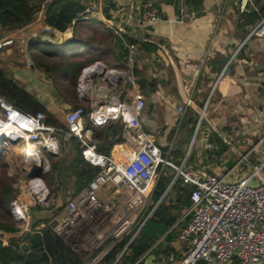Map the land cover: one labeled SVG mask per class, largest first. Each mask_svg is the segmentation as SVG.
<instances>
[{"label": "built area", "instance_id": "2783aa9c", "mask_svg": "<svg viewBox=\"0 0 264 264\" xmlns=\"http://www.w3.org/2000/svg\"><path fill=\"white\" fill-rule=\"evenodd\" d=\"M228 1L225 0L217 17L214 32L223 21ZM112 3L115 19L108 21L109 28L115 41L124 42L127 52L125 68H108L104 62L96 61L82 69L76 86L81 105L66 113V128L48 125L47 115L43 112L29 114L0 99V110L3 112H0L1 121L11 120L12 113H15L33 127L30 131L24 129L20 138L0 136V143L25 141L34 148V155H25L26 165L22 176L13 185L19 195L10 208V215L19 231L13 239L20 240L26 232L36 235L33 233L31 212L35 207H44L49 203L50 191L42 175L52 170L50 158L60 155L62 143L60 145L57 137L62 136L79 141L84 160L97 171L86 187L66 203L65 215L56 218L57 224L52 229L65 243H69L66 244L73 253L86 255L88 264H99L125 238H131L130 244L135 241L141 228L154 214L157 205L151 209L154 205L153 194L161 176L167 174V169H172L175 180H182L184 187L191 191L192 205L186 217L191 215L192 219L184 227L179 222L172 227V230L179 232V242L186 246L180 264H232L236 258L241 264H264V160L253 165L248 179L236 183L227 182L224 177L205 168L189 167L192 146L181 165L171 161L178 131L184 123L187 109L194 104L195 88L200 74L207 67L212 47L194 66L193 74L182 80L185 103L177 108L173 137L165 146L157 145L155 136L145 129V101L142 94L136 91L134 71L140 47L135 37L127 32L133 14H129L123 23H118L116 18L123 14V8L118 0H112ZM131 3L143 7L139 23L155 25L162 20L155 0H131ZM251 5L252 0H241L238 10L241 14H249L252 12ZM86 13L98 20H105L98 5L88 7ZM263 35L264 19L252 28L247 40L237 47L219 75L217 84L232 73L233 62L245 43L254 36ZM13 42H0V50ZM160 50H163L162 47L158 52ZM152 59H157L161 64L158 53ZM152 59L147 61L151 62ZM28 65H32L31 61H28ZM129 98L133 101L132 107L126 103ZM208 106L209 102L205 103L200 111L196 132L204 121ZM3 115L6 120L1 118ZM87 119L99 128L111 123L119 124L122 141L114 145L110 155L98 152L93 133L86 126ZM263 143L264 138L258 145ZM212 147L207 142L206 149ZM254 153L255 147L247 151L237 165L245 166ZM34 170H41V173L31 177ZM255 179L259 182L254 183ZM28 197L30 202L26 200ZM8 242L4 238L6 246ZM174 259L175 254L171 253L168 261L173 263Z\"/></svg>", "mask_w": 264, "mask_h": 264}, {"label": "crops", "instance_id": "0c3cea01", "mask_svg": "<svg viewBox=\"0 0 264 264\" xmlns=\"http://www.w3.org/2000/svg\"><path fill=\"white\" fill-rule=\"evenodd\" d=\"M73 1L85 9L84 16H87L86 10L88 7L98 5L105 19L99 20L103 25L105 23L109 27L108 21L115 19L112 14L114 10L112 0ZM118 1L122 5L123 14L116 18L117 22L123 23L127 16L132 13L133 21L127 27V32L135 37L140 45L151 43L159 49L162 47L171 61L169 66L161 65L157 59H152L154 54L145 53L140 48L138 63H136L134 71V76L137 79V89H141L140 85L143 81L149 85L153 82L159 83L155 93L149 94L148 90L144 92L142 89L138 90V92L136 89L138 93L142 94L145 101L143 120L146 123V131L155 136L156 143L158 142L157 137H160L162 147L170 141L177 120V108L185 103L182 96V80L193 74L194 66L205 51L212 47L207 67L200 74L195 88L194 104L187 109L180 140L178 144L177 142L175 144L171 154V161L175 165H181L186 156V154L184 155V141L188 137H192L189 149L191 146L193 149L198 143L195 164L197 168H205L214 172L230 183L248 179L252 174L253 165L264 157V143L258 145L260 140L264 138V35L254 36L245 43L233 62L232 73L217 84V79L225 65L237 47L247 40L254 27L246 23L244 14H241L238 10L241 0L228 1L223 21L216 32H214V27L225 0H155L162 19L155 25L138 22L143 10L141 5L134 6L131 0ZM255 1L252 0V11H257L259 8L255 6ZM261 1L263 4L264 0ZM62 7L57 10V13L65 9ZM48 8V6L44 7L42 11L37 13L33 23L24 28L9 29L7 27L0 30V42L14 41L12 45L0 50V71H3V68L6 67L9 70L12 69V72L19 73L18 77H20L18 79L15 75L16 81H14L4 73L2 79L8 80L9 78V80H13L14 83L19 84L18 86L28 93L29 89L25 87V81L21 80V77L28 80L26 82L27 86L32 82L31 72L18 59L19 55L13 58L14 46L18 48L23 44H28L31 50L39 48L49 34L55 39L57 34L61 35V43L57 44L58 46L67 42L64 34L47 20ZM109 31L112 32L110 28ZM112 35H114L113 32ZM115 43L117 56L120 59L119 63L125 65L127 52L124 42L118 40ZM117 47L121 51H118ZM148 59H152V61L148 62ZM140 62L147 66L148 69L143 68ZM19 63L21 66H19ZM18 66L21 69L18 70ZM165 78L166 80H164ZM0 98L10 103L13 101L12 96L4 95L3 92H0ZM36 98L40 102L44 99L41 102L42 105L48 110L51 109L50 101H46L48 100L46 96L42 95V100L40 97ZM147 98L151 100L152 110L150 112ZM152 99H154V102ZM207 102H209L207 109L208 118L203 123L207 128L206 130L204 128L201 133L200 131L196 132L197 124L195 122L202 107ZM126 103L130 107L133 106V101L130 98L126 100ZM189 113H192L191 117H193L191 122L187 120ZM148 129L153 130L154 133L151 130L148 131ZM205 131L209 133L208 143L213 146L210 149H206L207 165H204L201 150V141L204 138ZM199 135L201 136L198 140ZM158 145L160 144L158 143ZM254 147L256 153L248 159V163L245 166H238L237 163L240 158ZM189 149L187 150L189 151ZM177 151L181 152V158H178L177 154H175ZM253 182L258 183L259 180L255 179ZM70 183L71 187L65 188V185L57 181L54 187L57 188V192H55L56 203H53L55 205L54 208L43 207L40 211L35 210L36 207L32 209L33 228L35 224H38L36 229L34 228L35 231L33 233L42 236V231L47 227V222H50L51 225L56 218L65 215V205L75 189V180H70ZM172 198H175V196L172 195ZM26 200L31 201L30 197ZM59 207L62 210L61 215L57 214ZM185 221L186 214L182 215L179 220L181 227L187 225ZM1 234L5 240H11L18 235L6 231H2ZM166 243V240L162 238L156 242L155 246L158 244L165 245ZM171 246L174 249L172 253L175 254L173 263L170 260L168 261L170 254H163L159 258L153 256V263L180 264L181 259L185 255L186 246L179 242L178 238L172 241ZM130 254L129 252L128 255ZM78 256L83 262L82 257ZM40 262L34 264H39ZM50 263L55 264L53 262Z\"/></svg>", "mask_w": 264, "mask_h": 264}, {"label": "trees", "instance_id": "16d2710c", "mask_svg": "<svg viewBox=\"0 0 264 264\" xmlns=\"http://www.w3.org/2000/svg\"><path fill=\"white\" fill-rule=\"evenodd\" d=\"M255 4V6L259 7L257 11H252L249 14L243 15L246 23L252 26H255L262 19H264V3L262 4V1L260 2V0H256ZM47 6L49 7L47 20L53 24L55 28L62 32L67 40L66 43L60 46L65 45L67 48L65 51L69 55L85 57L83 61L79 62H56L52 66L55 71L57 68H66L64 71L70 74L73 82H77L82 69L96 61H106L109 63L120 61L115 50L116 43L112 32H108V30L105 29L101 30V28L97 29L100 34L103 35V38L101 39H96V34L88 35L87 38L77 36L76 25L90 19H87V17L83 15L85 9L73 0H64V3L63 0H0V30L7 27L9 29L24 28L32 24L37 13L42 11L44 7L46 8ZM61 6L65 9L57 13V10L61 8ZM92 21L97 24H102L96 18H92ZM135 42L145 53H158L159 48L154 44L145 43L140 45L138 41ZM53 47H56V45H53ZM65 51L61 54L59 52L56 53L55 51V53L52 52L50 54L55 55L59 53L60 55L66 56L67 53H65ZM90 54H93V56L88 57ZM45 66L49 67L47 64H45ZM2 77L3 74L0 72V83L8 84V86L3 87L4 95H10L13 97L11 104L26 113L32 114L28 112L30 107L26 105V101H30L29 99L33 97L32 99L40 107V110L34 111L33 115L39 112L45 113L47 115L46 123L48 124L49 116L46 113L47 109L42 105V103L35 96H32L27 91L20 88L13 82V80H3ZM164 80H166V78ZM140 86L144 92L148 90L149 94H151L156 92L159 83L153 82L149 85L143 81ZM141 89L138 88L137 91ZM5 101L8 102L7 100ZM87 110L89 109L87 108ZM191 116L192 113H189V117L187 118L189 122L193 119ZM197 122L198 119L195 123L197 124ZM86 126L92 131L98 152L102 154L110 155L114 145L117 142L122 141V138L120 137L121 128L118 123H111L105 127L99 128L92 125L87 119ZM200 129L199 131H201ZM65 141L70 142L73 146L71 158L64 159L63 157V160H54L52 162L51 172L43 174L42 177L47 187L48 184L45 178L49 182L48 189L50 187L52 189H49L50 195H55V192H57V188H54L57 181L64 185L68 181L74 179L75 189L74 193L68 199V201H70L94 178V174L97 169L90 166L84 160L83 150L79 141L74 138H66ZM64 150L66 151L65 143L61 145L62 153ZM175 154H177L178 158L182 157L181 152L179 151ZM172 172L173 173L171 174L167 173L166 175L161 176L159 179L153 194L152 200L154 205L151 209H153L156 205L157 207L154 214L142 228L138 237L134 242H132L129 249L126 250L131 242V238H125L121 242L117 243L107 257L99 264H145L146 259L149 256L159 258L163 254L168 255L173 252L174 249L171 244L172 241L178 238L179 232L177 229L172 230V227L179 222L182 215L188 213L192 202L190 197L191 191L184 187L183 182L180 179L175 181L169 193L165 196V198H163L167 189L174 180L175 172L173 170ZM14 179L7 175L6 168L2 163H0V262L2 264H12L14 262L26 264L18 255L16 249L5 245L4 237L1 234L2 231L14 234L19 232L17 227L6 225L8 221L7 217L4 216L6 212L10 214L11 204L19 196L18 192H16L12 186L13 182L16 181V179ZM172 193H175V198H172ZM41 208L43 207L37 206L35 210L40 211ZM191 219L192 216L188 215L186 217L185 224ZM46 226L47 227L42 231V238L48 257L39 264H51L50 262L55 264H81V258L77 254L73 253L64 240L53 232L50 227V222H47ZM36 227L37 226H34L35 229ZM162 238H164L167 243L165 245L158 244L155 246L156 242ZM129 252L131 253L130 255H128ZM199 264H204V262ZM232 264L241 263L236 258Z\"/></svg>", "mask_w": 264, "mask_h": 264}, {"label": "rangeland", "instance_id": "374dc122", "mask_svg": "<svg viewBox=\"0 0 264 264\" xmlns=\"http://www.w3.org/2000/svg\"><path fill=\"white\" fill-rule=\"evenodd\" d=\"M86 15H87L86 16L87 19H90V20H88L86 22H80L76 25L77 36L87 38L88 35H95L96 34L97 35L96 39L103 38V35L100 34V32L97 29L101 28V30L105 29V30H108V32H109L108 24H105V23H104V25L103 24H97L96 22L92 21V18H95V17H93L90 14H86ZM53 45H56V47H53ZM14 47H15V50L12 53V56L14 55L13 58H15L19 55L18 59L20 61H22L24 63L23 66H25L26 69L31 72L32 82H30L29 85L26 86V82L28 80L21 77V80L25 81L24 85L26 88L29 89V93L32 96H35L38 98L40 97L41 100H42L41 96L44 95L48 99L46 101H50L51 109L50 108H49L50 110L47 109V112H46L49 116L48 124H50L51 126H54V127L66 128L67 124L65 122V115L69 111L68 108L70 107V109H73V108H76V107L81 105V102L78 100L77 95H76V86H77L78 81L77 82L72 81L70 74H68L64 71L66 68H63V67L57 68L55 71V69L52 66L56 62L60 63V61H63V62L64 61H67V62H69V61L70 62L83 61L85 57L84 56L69 55L65 51V50H67L66 46L65 45L58 46L57 45V38L55 39L50 34L47 37V39L43 43H41V46L39 48H35V49L31 50L29 48L28 44L27 45L23 44L21 47H18V48H16V46H14ZM53 48H54V50H53ZM115 50H116V46H115ZM117 50L121 51V49L118 47H117ZM54 51L56 53L59 52L60 54L65 51V53H67V55L66 56L60 55L59 53L55 54V55H53V54L51 55L50 53H52ZM116 53H117V51H116ZM91 56H93V54H90L88 57H91ZM28 61H31V63H32L31 66L28 65ZM44 63L49 65L50 68L46 67ZM104 63L107 65L108 68H123V69L125 68V65L122 63H119V61H117L115 63H113V62L109 63V62L104 61ZM140 64L143 68L148 69V67L145 66L144 64H142V62H140ZM19 66H21V64ZM19 66H18V70L21 69V67H19ZM51 67H52V69H51ZM6 69H8V68L4 67L3 71H0L1 74L4 75V73H5L7 76H9V78L13 79L14 81H16L14 78L15 75H16V78H18V79L20 78V77H18L19 73L12 72V69L11 70H9V69L6 70ZM36 71L41 73L42 75H44L45 80L40 79V77H38L36 75ZM9 78H8V80H9ZM4 86H8V84L0 83V92H4L3 91ZM166 86H167V84H166ZM20 88H22V87H20ZM32 98L29 99L30 101H28V102L26 101V105L28 107H30V110L28 112L34 114V111L40 110V107ZM153 100L154 99H152V101ZM43 101H44V99L41 102H43ZM150 102H151V100L149 98H147V105H148L149 112L152 110ZM0 112H1V114H3V112L1 110H0ZM200 117H201V115L198 114V122L200 121ZM1 118L3 120H6L4 115ZM207 118H208V112L206 110L204 121H202V123H201L200 133L202 132V130L204 128H205V130L207 128L206 126L203 125V123L206 121ZM182 126L179 129L178 136L176 138L177 144L180 140L181 131L183 130ZM196 126L198 127V123ZM197 127H196V129H197ZM150 130L151 129H148V131H150ZM151 132L154 133L153 130H151ZM200 136L201 135H199L198 140L200 139ZM57 138L59 140L60 145H61V143L62 144L65 143L66 151L64 150V152L62 153V151L60 149V155L58 157H51L50 160L52 162L54 160H57V159L63 160V157H64V159H70L72 152H73L72 151L73 150L72 144L68 141H65V138L62 136H58ZM157 139H158L157 145L159 143L160 146H162L161 145L162 144L161 138L157 137ZM192 139H193L192 137H190V138L188 137L187 140L184 141L185 142L184 143V146H185L184 155L187 154V151H188L187 149H189L191 142H192ZM225 143H227V142H225ZM197 146H198V143L192 149L191 153L189 154L188 166L191 168H197V166L195 165L196 164V155H197V151H198ZM27 148H28L27 142H25V141H14L12 143H8L6 141H3L0 143V163H2L4 165V167L6 168L7 175L10 178H13V179L15 178L16 181L18 180V178H20L22 176V172L25 168L26 163L24 161H25V157H26L25 155H26V149ZM263 160H264V157H262L259 161H263ZM167 173L171 174L173 172L171 169H167ZM45 180L49 186L48 180L46 178H45ZM16 181L13 182L12 186L14 185V183ZM71 183H70V181H68L66 184H64L65 188L71 187ZM51 195H50V200H49L48 205L44 206V208L52 209L55 207L54 204L56 203L57 197H56V195H52V196ZM69 195H71V194H69ZM172 195L175 196V193H172ZM57 214L58 215L62 214V210L60 209V207L58 209ZM4 216L7 217V221H8L6 225L16 227V224H15L12 216L9 213L6 212ZM35 226H38V224H35ZM66 243L69 245L68 242H66ZM80 255L83 259V264H88V259L86 258V255H84L83 253H80Z\"/></svg>", "mask_w": 264, "mask_h": 264}, {"label": "water", "instance_id": "95a60500", "mask_svg": "<svg viewBox=\"0 0 264 264\" xmlns=\"http://www.w3.org/2000/svg\"><path fill=\"white\" fill-rule=\"evenodd\" d=\"M57 44L61 43V35L57 34ZM158 55L160 57V63L162 65H170V59L168 57V55L166 54L165 51L160 50L158 52ZM36 75L38 77H40V79L45 80L44 75H42L41 73L36 71ZM68 110H70V107L68 108ZM208 136L209 133L208 131L204 132V138L201 141V150H202V157L204 160V165H207V150H206V145L208 142ZM41 173V170H34L32 171V173L30 174L31 177H35L37 175H39ZM175 178L172 182V184L170 185V187L167 189L166 193L164 194L163 198H165V196L169 193V191L171 190L172 186L175 183ZM162 198V199H163ZM56 220L53 221L50 225L51 228H54L56 226ZM143 228V227H142ZM141 228V229H142ZM140 229V230H141ZM141 232V231H139ZM131 245V244H130ZM130 245L127 247L126 250L129 249ZM8 246L14 248L17 250L18 255L24 260V262L26 264H34L37 263L39 261H43L44 259H46L48 257L46 250H45V246L43 244V239L42 236L40 234H36V235H31L30 232H26L24 234V236L20 239V240H15V239H11L8 242ZM154 257L150 256L145 264H154Z\"/></svg>", "mask_w": 264, "mask_h": 264}, {"label": "bare ground", "instance_id": "6f19581e", "mask_svg": "<svg viewBox=\"0 0 264 264\" xmlns=\"http://www.w3.org/2000/svg\"><path fill=\"white\" fill-rule=\"evenodd\" d=\"M32 128L33 127L27 125L26 122L15 113H12L11 120H7V122L0 120V136H5L6 138H20V136L23 135L24 129L30 131ZM27 147L26 154L28 157L34 155L33 145L28 143Z\"/></svg>", "mask_w": 264, "mask_h": 264}]
</instances>
